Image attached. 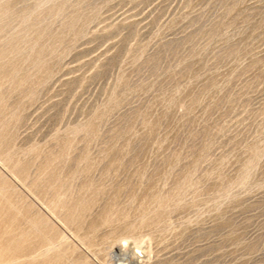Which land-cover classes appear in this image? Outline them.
<instances>
[{
	"label": "rangeland",
	"instance_id": "1",
	"mask_svg": "<svg viewBox=\"0 0 264 264\" xmlns=\"http://www.w3.org/2000/svg\"><path fill=\"white\" fill-rule=\"evenodd\" d=\"M0 264H264V0H0Z\"/></svg>",
	"mask_w": 264,
	"mask_h": 264
}]
</instances>
